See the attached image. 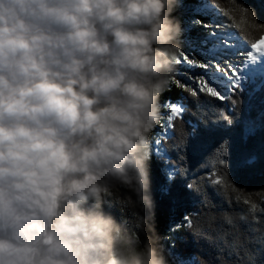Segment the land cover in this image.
Listing matches in <instances>:
<instances>
[{
	"label": "clouds",
	"instance_id": "clouds-1",
	"mask_svg": "<svg viewBox=\"0 0 264 264\" xmlns=\"http://www.w3.org/2000/svg\"><path fill=\"white\" fill-rule=\"evenodd\" d=\"M183 3L0 0V264H169L150 134Z\"/></svg>",
	"mask_w": 264,
	"mask_h": 264
},
{
	"label": "trees",
	"instance_id": "trees-1",
	"mask_svg": "<svg viewBox=\"0 0 264 264\" xmlns=\"http://www.w3.org/2000/svg\"><path fill=\"white\" fill-rule=\"evenodd\" d=\"M204 5L222 12L217 18L249 46L264 37V0H184L174 13L183 22L182 40L206 34L191 23L210 24L213 15L200 9ZM175 81L160 99L161 119L150 134L154 225L169 264H264V83L257 89L260 81L251 82V88L231 87L220 100L208 93L192 96ZM170 103L183 104L185 111L171 122L167 157L186 169L171 181L167 157L158 155L154 144L164 139L159 133ZM218 158L224 165L214 164ZM213 169L219 183L206 174ZM190 180L199 195L188 189ZM112 211L121 216L120 210ZM233 236L245 241L243 251L230 246Z\"/></svg>",
	"mask_w": 264,
	"mask_h": 264
},
{
	"label": "snow or ice",
	"instance_id": "snow-or-ice-1",
	"mask_svg": "<svg viewBox=\"0 0 264 264\" xmlns=\"http://www.w3.org/2000/svg\"><path fill=\"white\" fill-rule=\"evenodd\" d=\"M207 7L209 6L207 5ZM215 11L217 17L223 15V13L220 12L219 10H215ZM245 11L247 12L249 10L245 9ZM191 23L193 25L200 24L206 30L205 31L206 34L200 38H192L190 36L186 37L185 40L186 47L193 53H199L204 57V59L198 62L195 59V56H193V58H189L188 55L182 53L181 56L177 59V64H181L183 62L185 66H187L188 68L191 69L199 68L203 71L200 77H195V76L189 77L187 75H182V79H184L188 85H192L187 89L190 95L197 96L199 93H208L212 97H218L220 100H224L226 96L222 95L221 92L217 90L218 88L217 85L208 75L209 70L218 71L224 74L222 69H227L231 74L233 71H235V68L227 63L222 64L215 62L216 57L218 55H222V52H211L210 49L217 48L223 51H230L232 49H235L238 57H240L241 60H244V57H246L247 54L250 53L253 48L258 50V52L260 53H264V38L260 39L258 43L249 46L246 42L243 41V39L239 36V34L233 32L230 29L225 28V26L216 19L211 21V27L209 26V24H204L200 20L194 19ZM261 27L264 28V25H261ZM206 52L208 53V55H204V53ZM241 54L244 55L241 56ZM261 57H264V55H262ZM175 83L179 85L180 80H176ZM210 84L215 86H209ZM234 87L235 85H233V88ZM167 106L170 109V113L167 116L168 122L164 127V129L159 133V135L164 139L162 140L160 138H157L154 141L157 154L165 157H167V152H168V148L167 145L165 144V141L172 136L173 126L171 122L175 118L181 117L185 111L184 105L180 103L177 104L170 103ZM180 159L181 161L183 160V158ZM165 163L168 165L167 176L170 181L173 180L177 174L186 173V169L183 172L181 171V165L179 161H172L170 157H167L165 159ZM214 164L224 165V161L218 158L214 162ZM206 174L211 179H215L214 169L213 171ZM215 182L219 183V180L215 179ZM187 187L189 190L199 195V193L196 190H194L193 183L191 182V180L188 182ZM225 222L231 225L232 219L226 218ZM188 224L191 225L190 220H188ZM227 235H228L227 233H224L221 238L223 239ZM230 246L234 250L238 249L240 251H243L245 247V241H243L239 236H233Z\"/></svg>",
	"mask_w": 264,
	"mask_h": 264
},
{
	"label": "rangeland",
	"instance_id": "rangeland-1",
	"mask_svg": "<svg viewBox=\"0 0 264 264\" xmlns=\"http://www.w3.org/2000/svg\"><path fill=\"white\" fill-rule=\"evenodd\" d=\"M200 9L205 11V12H210L213 15V18L211 19V21L216 19L221 24L226 26L223 23L221 18H217L216 11H215L214 8H212L210 6L207 7V5H204ZM187 13H188V15L191 18H193L194 14H195L194 11H192V10L187 11ZM209 26L211 27V22H210ZM205 31L206 30H204V32ZM185 40L186 39L183 40L184 44H182V46H181V49L183 47L184 49L187 50V52L184 53V54L188 55L189 58H193V56H195V59L198 62L202 61L204 59V57L202 55H200L199 53L191 52L186 47ZM210 51L211 52H222V55H218L216 57V61L215 62L222 63V64L223 63H227V64L233 66L235 68V71H237V69H238V73L239 74L235 75L232 80L228 81L227 87L224 88V91L221 90L220 88H217L218 91L222 92V95L228 94L229 91H230V88L233 87V85H235V86L239 85V86H242L243 88H245L246 86L248 88H251V82H252L253 78L259 77V78H262L263 81H264V57H261L262 55H264V53H260V52H258V50L253 48L252 51L250 53H248L246 57H244V60L240 59L239 62H237L235 64V63H230L231 58H233L234 54H236V50L235 49H232L230 51H223V50H220V49H217V48H212V49H210ZM204 55H208V53L206 52V53H204ZM243 55L244 54H241V56H243ZM227 57H230V58L227 60ZM202 71L203 70H201L199 68H195V69L188 68L182 62L181 64H177V72L174 75V79L175 80H180V84L179 85L184 87V89H188V87H190L192 85H188L187 82L184 79H182V75H187L189 77H192V76L200 77L201 74H202ZM222 71L224 72V74H222L221 72H218V71H213V70H209V73H208V75L213 80V82L217 85V87H218L217 80L226 77L225 74L227 72H228V74H230L227 69H222ZM235 71H233L231 74H233ZM205 79H207V78H205ZM209 86H215V85L210 84Z\"/></svg>",
	"mask_w": 264,
	"mask_h": 264
},
{
	"label": "bare ground",
	"instance_id": "bare-ground-1",
	"mask_svg": "<svg viewBox=\"0 0 264 264\" xmlns=\"http://www.w3.org/2000/svg\"><path fill=\"white\" fill-rule=\"evenodd\" d=\"M234 58V59H233ZM233 58H231V59H233V60H231L230 61V63H237V62H239V60H240V57H238V55H237V52H236V54H234V57ZM223 79V78H222ZM219 80V79H218ZM217 80V84H218V88H220L221 90H223L224 91V88L225 87H227L226 85H222V84H219V81ZM227 81V80H226Z\"/></svg>",
	"mask_w": 264,
	"mask_h": 264
}]
</instances>
